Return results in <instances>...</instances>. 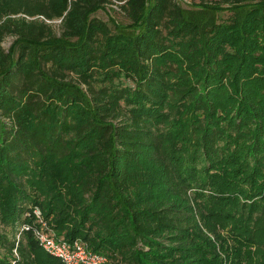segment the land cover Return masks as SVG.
Here are the masks:
<instances>
[{
  "label": "trees",
  "instance_id": "obj_1",
  "mask_svg": "<svg viewBox=\"0 0 264 264\" xmlns=\"http://www.w3.org/2000/svg\"><path fill=\"white\" fill-rule=\"evenodd\" d=\"M109 1L0 0V264H264V0Z\"/></svg>",
  "mask_w": 264,
  "mask_h": 264
},
{
  "label": "built area",
  "instance_id": "obj_2",
  "mask_svg": "<svg viewBox=\"0 0 264 264\" xmlns=\"http://www.w3.org/2000/svg\"><path fill=\"white\" fill-rule=\"evenodd\" d=\"M36 215L38 225L34 229V236L42 248L57 257L62 264H102L106 261V257L90 249L81 239L68 241L62 237H56L41 218L39 211H36Z\"/></svg>",
  "mask_w": 264,
  "mask_h": 264
},
{
  "label": "rangeland",
  "instance_id": "obj_3",
  "mask_svg": "<svg viewBox=\"0 0 264 264\" xmlns=\"http://www.w3.org/2000/svg\"><path fill=\"white\" fill-rule=\"evenodd\" d=\"M191 1L192 0H177V2H179V4L183 7H188ZM193 1L198 2L200 0H193ZM204 1L205 2H216L218 0H204ZM121 3L122 1H119V0H110L109 2H106L101 9L92 13L91 17H96L102 20L103 22L107 23L110 27H112V22L127 23L128 20L125 17V14L123 13L122 9L119 7ZM19 15L22 17H25L27 20L44 19L42 16L29 17V16H24L23 14H19ZM46 22L52 25V28L57 35L60 34L61 32L60 19H54L51 21L46 20ZM14 39L15 38L13 36H5L0 43L3 50L8 51Z\"/></svg>",
  "mask_w": 264,
  "mask_h": 264
}]
</instances>
